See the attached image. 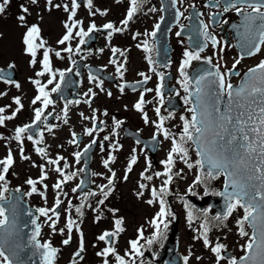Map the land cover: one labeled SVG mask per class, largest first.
Wrapping results in <instances>:
<instances>
[{
  "label": "snow or ice",
  "instance_id": "6c2138e0",
  "mask_svg": "<svg viewBox=\"0 0 264 264\" xmlns=\"http://www.w3.org/2000/svg\"><path fill=\"white\" fill-rule=\"evenodd\" d=\"M11 0H2L0 2V15H3L7 5ZM38 0H30L31 4H36ZM48 4H52V0H47ZM121 2V0H117ZM143 0H130V8L127 12L126 18L122 21L124 26L129 24L133 16L137 13L142 5ZM220 0H216L217 6ZM55 7H61V5H55ZM80 7L77 0H71V8L68 4H64L63 8L65 12L69 13V22H65L64 27L66 33L61 39L57 41L60 45H67L63 51L69 53V58L73 53H80V46L84 45L87 37L91 33L99 31L97 25L93 22L89 25L88 30L85 31L83 27V21H78L76 17V9ZM87 7L91 11L93 8L92 0H87ZM21 15L17 17L21 26H26L25 21L27 14H29V8L24 5L20 6ZM155 11V9H152ZM234 10L238 16H241L240 25H232L236 30L237 35L241 37L240 48L243 51L240 59L244 58V55H255L260 52L261 47H264V0H226L224 12ZM99 11V10H97ZM92 15H96V12H92ZM100 15H107L106 11L100 12ZM182 15V13H178ZM216 14L212 16L215 22ZM227 23V21H222ZM155 30L151 33H145L144 35L155 38L157 31L160 29V24H156ZM104 30H112V32L122 31L121 28H117L112 23H107L103 26ZM75 35L79 37V45L73 49L71 41ZM243 29V31H241ZM41 29L38 25H32L27 27V31L23 37V43L25 45L26 54L31 57L30 63L34 66L36 64V56L38 50L43 49L42 59V71L37 73V76L49 75L47 84L42 83L40 80H32L31 82L37 89V95L32 100V104H41V107L34 109V119L31 124L17 127L15 130L14 139L21 145L23 144L25 133L29 132V129L35 128L39 124L44 116L45 110L48 109L49 105H52L54 101L51 99V92L60 91V83L63 82L65 72H59L60 81L56 82L57 73L53 71L51 65L50 54H53L58 58H63L60 51H54L52 48L47 47V42L40 36ZM111 32L109 36H111ZM137 35H140L137 33ZM180 35V33H177ZM203 36L205 43L203 46H198L197 50L185 51L184 59L178 69L181 76V85L187 94L184 97V103L190 105L188 111L192 113L190 119L188 117H181L183 121L182 132L179 135V139L175 135L171 134L165 127V117L160 116V108L155 109L157 115L160 117L159 122L156 123L157 134H162L165 139H171L172 148L165 161H162L164 165V172H157V177L164 176L162 186L157 190L155 187L151 189L152 199L147 201L148 204L152 205L159 201L160 210L156 216L150 221L152 228L154 229L153 236L151 238L144 237L143 229H138V239L130 241V251L126 254L130 257V260H126L116 253V250L112 245V238L117 233L124 231L122 224L123 220L118 219L115 221V232H104L98 237L99 240L105 241L109 244L102 252L97 255L105 258L104 264H108L107 257L114 255L118 264H136L137 257H143L144 253L141 250L143 245L140 241L146 239L148 246L153 245L155 242L160 240L164 235V232L168 229V217L173 216V213L168 209L164 196L170 194L169 186L173 182V168L176 163V157L178 156L189 169L198 168L199 175L196 177L194 187L196 184H203L205 186L204 195H216L223 197L225 201V212L221 216L215 217L217 221L223 223L227 221L232 214L238 209L243 210V216L237 220L238 234L241 238L247 237V242L241 246V251L244 255L239 258L226 257L222 253L226 252V246L220 242H216L213 247L208 239L209 223L207 220V213H204L205 219L201 227L203 229L202 237L203 243L206 247H210L211 251L215 254L217 264L221 261L227 260V264H264V61H261L256 67L248 69V71L241 77V82L238 85H234L231 80L233 76H240V73L236 70V66L240 63V60H236L233 67L221 71V64L217 61L216 64L212 63V57H201V52L207 47V41H211L214 47H219L220 41L208 32V25H203ZM135 38V37H134ZM143 51L146 53L152 52V47L149 42L145 40L142 45ZM223 51V49H220ZM113 53L120 52L119 49H113ZM123 55V52H120ZM149 64H152L151 56L147 57ZM207 65L211 66V69L204 71L194 80L190 79L185 69L191 66L192 61L202 60ZM112 63L116 64V60H112ZM10 67H14L11 65ZM226 67V66H225ZM125 69L122 65L117 66V72L123 76ZM67 71H71L68 69ZM152 71H155L153 68ZM143 76V83H146L150 77L144 73H140ZM161 81L157 88V95L160 97V103L163 104L164 96L161 91L163 88V73H157ZM2 78V77H0ZM94 79V78H93ZM6 83L10 81L5 80ZM55 87L51 89V92L47 90L48 84H54ZM17 89L20 88L19 83H15ZM121 92L124 91V87H121ZM91 91V90H90ZM145 91H152L146 89ZM111 95V93H108ZM179 95V93H176ZM87 95V94H86ZM94 96L95 93H92ZM90 104V101H85ZM14 103L17 106L11 115H4L6 109L0 107V126L5 124L6 120H12L15 116L23 109V104L19 97L14 98ZM79 103V101H76ZM145 100L141 95L139 101L134 105V108L143 113ZM64 123H68L67 120V106L64 108ZM83 116V114H81ZM107 115V112H104ZM88 119V117H84ZM145 123L148 122L147 114L143 116ZM96 119L95 116L92 117ZM123 121L116 120L113 118L114 129H119ZM103 129H99L102 131ZM51 131V128H49ZM89 136L97 132L98 129L93 127L87 129ZM115 134V133H114ZM39 140H34V144L39 145L43 142V132L40 134ZM75 137V133H73ZM29 140L33 137L28 135ZM105 140L110 139L109 136L104 137ZM75 142L70 141V143ZM191 142L195 146L196 156L198 159L195 162L191 161L189 156V149L185 146ZM96 143L95 139L92 141ZM92 145H89L84 149V153H87ZM113 145V148H116ZM36 152L41 157L47 156V151L44 148L36 147ZM84 153H74L76 162L79 163L81 156ZM22 159H29L23 155V149L21 148ZM64 160V157H58L56 160H48L49 164L55 165V171L61 177L54 185L53 188L56 190L57 195L55 198L54 207L48 209L42 207L36 211L40 217H45L50 221V228L53 233L56 232V225L59 221V214L57 209L60 207L62 201L60 195L62 194V188L65 183L74 179L77 173L66 174L65 171L60 167V161ZM115 157H111L110 160L104 161V167L108 168L110 162H114ZM15 163L11 151L4 159H0V239L3 240L5 245H8V238L13 234L15 228L14 218V205H8V201L4 193L8 192L6 175L9 169ZM137 163V157L132 156L131 161L126 169V172H131L132 165ZM69 167L65 161L64 168ZM148 168H151V162H148ZM207 169V171H205ZM111 177L108 178V184L100 187L101 194L105 199L111 194L113 190L112 185L115 180V172L109 168ZM179 175V173H176ZM220 176L224 177V187L222 191H210L208 188V181L218 179ZM142 179L151 180V176H147L145 173L141 174ZM48 179L47 170L41 166V177L39 180H33L29 178L26 183L31 186V191L27 195L31 196L37 192V184H43V181ZM127 180V175L124 177ZM45 188L47 185L44 186ZM139 187L144 189L147 187L145 184H140ZM192 187L188 189L189 195H196L192 190ZM79 189H73L74 192ZM19 191V189H16ZM44 196L46 201L47 197L45 193H40ZM66 195V194H64ZM96 195V193H91ZM143 195V191L138 192L137 196ZM103 200L99 203L103 204ZM187 218L189 224L194 219L193 208L186 204ZM81 207L76 209L77 213L83 215ZM71 208V203H69ZM12 213L10 218L9 213ZM51 213V215H50ZM31 215V213H29ZM39 217H37L38 219ZM174 218V216H173ZM32 223L35 225V230L32 233L31 243L32 246L40 250L42 256V264H55V259L59 252V249L53 247L51 241L41 243L38 239L41 233V226L34 219ZM76 222L71 218L67 219V230L68 238L63 240L64 245L71 243V233ZM249 226L252 231L246 230L245 226ZM63 235V230H61ZM200 238V237H197ZM18 247V246H16ZM84 251V238L83 233L80 232V242L78 250L74 253L73 264H76L75 258H81V253ZM8 252L9 254H6ZM15 250L11 247L0 246V264H16V261L12 258L15 256ZM184 264H188V258H184Z\"/></svg>",
  "mask_w": 264,
  "mask_h": 264
},
{
  "label": "rangeland",
  "instance_id": "374dc122",
  "mask_svg": "<svg viewBox=\"0 0 264 264\" xmlns=\"http://www.w3.org/2000/svg\"><path fill=\"white\" fill-rule=\"evenodd\" d=\"M2 2V0H0ZM93 8L91 11L87 7L86 3L76 9L75 19L78 21H83V27L85 31L91 23H95L97 28L103 27L106 23H112L117 25V28L125 30L126 26L120 25V21L126 18L127 12L130 8V0H92ZM68 4L71 8V0H52V4L49 5L47 0H38L36 4H31L30 0H11L7 5L6 10L3 15H0V68L8 67L14 65L17 69L19 80L18 83L20 88L15 87V83H5L0 80V107L6 109L4 115H11L12 112L9 109L16 108L14 103V98L19 97L22 102L27 103L32 101L36 94L37 89L35 85L31 82L32 80H40L42 83L46 84L49 75L37 76V73L42 71V59H43V49L38 50L36 56V64L33 66L30 61L31 57L26 54L25 45L23 43V37L27 31V27L32 25H38L41 29L40 36L47 42L46 46L52 48L54 51H60L63 58H58L53 54H50L52 68L56 69L57 72L67 71L70 62L76 60L83 50V45L80 46V53L71 55L69 58V53L63 51L67 45H60L57 43L59 39L63 37L66 33L64 27L65 22H69V13L64 11L63 5ZM24 5L29 8V14L25 21L26 26H21L17 17L21 15L20 6ZM55 5H61V7H55ZM99 10V11H97ZM106 11L107 15H100V12ZM92 12H96V15H92ZM138 26L142 27L137 29L143 32L144 27L149 28L148 25L154 23L153 17L145 23V18H138ZM120 25V27H119ZM136 30V32H137ZM74 30L73 39L71 41V46L75 49L79 45V37L75 35ZM177 29H174L171 35V44L173 46V69H177L184 59V52L190 51L184 44L183 40L179 38L176 34ZM114 36L116 41L114 44L109 46L107 51L99 52L92 56V59H97L100 62L104 59L112 65V73L120 74L117 72V66L122 65L125 69L123 71L122 80L120 83L131 80V75L136 71H143L147 73L153 82H155V74L153 73L152 64H149L147 57L150 55L145 51L138 53L135 51L134 36H132L131 30L126 31V33ZM136 34V33H135ZM144 36V35H143ZM139 37L135 40L137 41ZM140 40L144 42V37L140 36ZM105 39L103 37L98 44V47L105 45ZM139 41V40H138ZM139 44V43H138ZM143 44V43H141ZM129 45V50L126 58L117 61L116 64L112 63L111 55L113 49H117L118 46L126 48ZM228 53L229 50L227 49ZM90 52V51H89ZM118 53V52H117ZM136 55V56H135ZM263 57V56H262ZM80 58V57H79ZM230 58V56H228ZM261 58V57H260ZM258 58L251 59L245 62L246 67H250L258 62ZM128 62V63H127ZM156 67V66H155ZM245 68V67H244ZM156 69H158L156 67ZM121 75V74H120ZM234 81V80H232ZM235 82V81H234ZM87 84L84 87L83 84ZM86 80L82 83L81 93L85 91L92 90L96 92V86L92 85ZM89 95V94H88ZM106 95V91L104 92ZM114 96V92L112 93ZM99 96V95H98ZM134 96L121 92L119 88V106L117 111L128 110L130 113L131 104L134 100ZM100 99V96H99ZM112 101L108 102L110 105ZM83 111L88 113L90 119V127L92 128L93 122H91L92 117L100 118L97 112L99 106L90 107V112L85 110L84 106H81ZM25 113H18L14 119L5 121L3 126H0V159L7 157L9 151H11L14 158V167L12 169V175L10 181L8 182V188L21 189L24 192H30L31 186L26 183V181L31 178L33 180H39L41 177V166L47 167L48 179L43 181V184H37V192L33 193L31 196L28 195L27 201L37 208L46 207L51 209L54 207L55 198L57 195L56 190L53 185L61 179L59 174L54 170L55 165L42 163L38 158L31 164L29 162H24L20 158L19 154L21 148L33 157L34 149L33 146H27L24 141L21 145L13 137L15 135V130L17 127L24 126L22 123L24 120ZM106 127V131L111 130L112 125ZM114 140L118 141L120 144L115 148V154L117 161L115 163L112 172H115L116 183L112 186L113 190L111 194L105 199L104 196L99 197L97 195H91L89 200H85L82 204L83 207L81 211L83 215L81 216L77 213L76 203L73 202L74 197L69 201L66 199V206L63 212L59 214L58 226L56 227V232L53 233L50 228L48 221L45 217H41L40 223L41 229V241L48 242L51 241L52 245L59 249L57 254L55 264H73V255L78 250L80 242V232L83 233L84 238V251L81 258L76 260V264H104L105 258L103 256L97 255V253L102 252L106 247L109 246L105 241L98 239L100 235L104 232H115V221L118 219L123 220L122 227L124 231L117 233L115 237L112 238V245L116 253L126 260H130V257L126 254L130 251V241L138 239V229H143L144 236L151 238L153 236L154 229L152 228L150 221L156 216L160 210L159 201L150 205L147 203L149 199H152L151 189L155 187L157 190L162 186L165 179L164 176L157 177L155 174L157 172H164V166L162 161H165L171 148L172 142L169 139L166 145L161 149L158 157L157 165L151 163V168H148V160L143 155L137 145L134 143L124 140L122 135L114 136ZM63 149V148H61ZM189 156L191 161L195 162L198 157L196 156L195 150L190 148ZM59 152V149H58ZM137 157V163L132 165L131 172H126V169L131 161L132 156ZM176 163L173 168V182L169 186V193L165 196L167 201L168 209L173 213V216L168 217L169 227L164 232V235L160 240L155 242L153 245L148 246L146 244V239L141 240L140 243L143 245V253H149L152 259H156L160 254L166 238L171 232V225L176 218L179 219V251L180 254L185 258H188V264H217L215 254L211 251L210 247H206L203 243L201 227L204 222L205 212H198L189 202L185 199V195L188 194V189L194 185L196 177L199 175L198 168L189 169L186 164L177 156ZM80 168V166H78ZM81 166V170H82ZM94 172L99 175V178L94 180L98 185H103L108 182L110 173L108 169L104 167V162L97 166V163L93 164ZM145 173L147 176H151V180H146L141 178V174ZM179 173V175H176ZM127 175V180L124 179ZM140 184L147 185L146 188L141 189ZM47 185L45 188L44 186ZM223 186V177L220 176L218 179L208 181V188L210 191H219ZM73 185L68 189L71 192ZM192 190L199 197L204 196L205 186L203 184H196L192 187ZM45 192L47 197L46 201L44 196L40 193ZM143 191V195L138 197L137 193ZM7 197L8 194L4 193ZM64 199V198H63ZM105 199V204L101 207L99 201ZM62 201V200H61ZM69 203H71V208H69ZM53 204V205H52ZM186 204L190 205L194 210V219L189 224L187 218ZM51 215V213H50ZM71 218L76 222L71 233V243L68 245L63 244V240L68 238V230L66 227L67 219ZM243 216V210L238 209L235 211L227 221L223 223L212 219L207 213V220L209 223L208 239L211 245L214 247L216 242H220L226 246V251L232 252L233 256L240 257L244 255L241 251V246L247 242V237L241 238L238 234L237 220ZM61 230H63V235H61ZM200 237V238H197ZM224 253V252H223ZM222 253V254H223ZM232 256V257H233ZM144 257V256H143ZM137 257L136 259H138ZM108 264H118L114 255H109L107 257ZM156 264L155 260H153ZM136 264H146L138 263ZM220 264H227V260L221 261Z\"/></svg>",
  "mask_w": 264,
  "mask_h": 264
},
{
  "label": "flooded vegetation",
  "instance_id": "af4514ba",
  "mask_svg": "<svg viewBox=\"0 0 264 264\" xmlns=\"http://www.w3.org/2000/svg\"><path fill=\"white\" fill-rule=\"evenodd\" d=\"M226 0H220L219 5L217 6L216 0H177V6L179 8L180 13V24L177 27L176 34L179 33L180 29L182 27H185L188 20L191 18L193 12L199 13V17L204 21V25H208V31L210 32L211 36L217 37L218 41H220L219 47H214L211 43V41H208V46L206 48L205 53L203 54L205 57H212V60L216 58V53L219 52V54L225 53L226 55L230 54L233 51V48L229 45H226L224 34L220 32V26L215 27L213 26L214 23H217V21H232L237 16H235L236 12L234 10H229L228 12H224L223 9L225 7ZM210 5H214L213 8L210 7ZM195 8L194 11H192ZM152 9H155L153 11ZM216 14L215 22L212 19L213 14ZM163 14L162 4L160 0H143L141 7L139 8L138 12L133 16L132 20L129 21V24L126 26L130 30H134L135 26H137V18L140 16H145L147 20L153 17L154 23L148 25L149 33L155 30V25L158 23L159 19L161 18ZM222 14V15H218ZM136 17V18H135ZM121 22V21H120ZM117 27V25H115ZM125 30L119 31L120 34H123ZM112 32V30H111ZM203 31L201 30V33ZM106 35L105 39V45L96 48V51H90L87 50L86 52H83L84 55L82 56L83 59L86 60L87 63L96 64L99 66H102V68L105 69L106 72L114 75L117 78V82L114 85H109L107 82L88 75V79L92 84H98V89L102 91V93L99 94V96L95 93V100L92 104L86 103L85 101H89L88 95L81 93L80 97L76 100L74 99H67V100H55V92L54 94L51 93V99L54 101L52 105H49L48 109L45 110L44 116L42 117V120L39 124L36 125L35 128L29 129L28 133H25L24 136V143L27 146H33V147H40L46 149V151L55 150V148L62 147L69 149L71 151L72 143H70L69 138L73 136V133H75V139H77L78 135H81L80 137V144L79 147L81 149V152L83 149H85L89 144L92 143V141L98 140L99 143L103 145L102 149L98 148L94 154H93V162L99 163L101 161L102 156L111 158L114 156V154L111 152L110 148L107 147V145L112 144V140L114 139V136L116 135V129H112L109 131H106V124L107 122H111L110 125H113V118L116 120H121L123 123L121 124L120 128L127 125L131 127L132 129L138 131L141 133V135L146 139H153L156 136L159 139L160 147L162 144L164 145L168 139H165L162 134H157V128L156 123L159 122V116L157 115L155 109L157 107L160 108V116L165 117V123L164 127L173 135L176 136L177 139H179V135L182 132L183 128V121L181 117H185L186 114V104L184 103V97L187 95L180 83L181 76L179 74L178 69L172 70L171 64L166 67L162 68L161 66L155 64V66L158 69H155L153 73L155 74L156 80L155 82L152 81L150 78L144 85L141 84L143 82V76L140 75V73H144L148 75L145 72L136 71L134 74L131 75V80L125 81L120 83V80H122V77L120 74L112 73V65H109L107 61L104 59V61L100 62L97 59H92L91 57L95 54H98L101 52H106L109 46L114 44L116 41V38H113V34L109 36V33L104 34ZM116 37L118 36V33H115ZM179 37V35H177ZM102 37V36H101ZM189 36L185 37H179L183 40L184 44L186 45L187 38ZM100 39H98V43H100ZM149 45L152 47V52L150 53V56H155L156 53V41L153 38L148 37ZM99 48V49H98ZM223 49L221 51L220 49ZM129 49V45H127L126 49L119 48L120 52H123V55L117 53V60L124 59L127 56ZM227 49L230 53H228ZM81 56V55H80ZM242 61L241 59H239ZM157 73H163L164 80H163V88L161 89L164 101L161 105L160 103V97L157 95V88L160 85L161 81L159 79V76ZM171 74V77L169 78L167 75ZM58 77V76H57ZM94 78V79H93ZM170 79V80H169ZM169 81V82H168ZM126 82H134L136 83V86L138 87L137 91L129 92L124 91L127 94L133 95L135 98L131 104V109L129 110L130 113L128 114V110L125 111H117L119 106V88L124 87V83ZM82 83V82H81ZM146 89H151L152 91H145ZM106 91V95H104L103 92ZM111 93L109 95L108 93ZM114 92V96L112 93ZM176 93H179L177 95ZM141 95H143L145 104H144V110L143 113L137 111L134 108V105L139 101ZM93 96V95H92ZM170 98H174L175 105H183V109L179 111H175L173 109H169L167 102ZM76 101H79V103H76ZM112 101V103L109 105L108 102ZM22 102V100H21ZM23 109L19 113H25L24 114V120L23 124L28 125L33 122L34 119V109L41 107V104L37 103L35 105L32 104V101L24 103ZM99 106V113L101 116V121L104 120V124H102V128H104L101 135H98L97 132H94L93 135L89 136L87 134L88 129V123H89V116L88 113L83 111L81 106H84L85 110L90 112V106ZM67 106V120L68 123H64V108ZM17 107V106H16ZM16 108L9 109L12 113L14 112ZM107 112V115H104V112ZM144 113L147 114L148 122L145 123V120L143 118ZM83 114V116L81 115ZM84 117H88V119H85ZM8 121V120H6ZM49 128H51V131H49ZM77 130V131H76ZM43 132V142L39 145L34 144V140L40 139V133ZM115 133V134H114ZM28 135H31L33 137L32 140H29L27 137ZM109 136L110 139L105 140L104 137ZM139 148H143L141 145H137ZM71 156V152H70ZM72 157V156H71ZM115 157V156H114ZM29 160H33V157ZM64 163V161H60V166ZM113 164L110 163V166ZM96 177L99 178V175L95 173ZM94 176V173H93ZM78 177L75 176L72 181H75ZM69 185V181L67 182V186ZM88 194H84L83 196L78 197L75 199V203L79 202L80 204L83 203V201L86 199Z\"/></svg>",
  "mask_w": 264,
  "mask_h": 264
},
{
  "label": "water",
  "instance_id": "95a60500",
  "mask_svg": "<svg viewBox=\"0 0 264 264\" xmlns=\"http://www.w3.org/2000/svg\"><path fill=\"white\" fill-rule=\"evenodd\" d=\"M80 2V1H79ZM176 22V21H175ZM240 22H235L233 25H240ZM232 31V38L235 40V46L240 50L243 54L242 49L240 48L241 37L237 35L236 30L232 27H229ZM228 37V36H227ZM228 39V38H227ZM229 41V39H228ZM190 46H194L192 43H189ZM202 45V43H200ZM199 46V44H198ZM198 48V47H193ZM248 56V55H244ZM211 69L210 65H207L203 62V60L193 61L191 66L189 67V76L190 79L194 80L201 73L206 70ZM91 72H95L94 69H90ZM12 70H1L0 76H6V74H10ZM241 82V81H240ZM207 171V169H205ZM86 186H91L90 177L87 175ZM223 190V189H222ZM11 196L8 201L9 205H14V218H15V228L13 234L8 238V245H5L3 240L0 239V246L3 247H11L14 248L16 255L12 258L16 261V264H42V256L40 250L35 249L31 243L32 233L35 230V225L32 223L34 219L39 221L37 217H39L36 209L31 208L24 200V193L19 191L16 193L15 191H10ZM190 201L193 202L197 207L203 209L205 204L209 201L210 204V213L212 215L221 216L225 212V201L223 197L220 196H206L201 202H199L194 197H188ZM31 213V215H29ZM10 218L12 217V213H9ZM40 225V224H39ZM178 236L177 226L174 225L173 233L170 238L167 240L162 255L159 257V262L163 259H166L165 264H183V258L176 253L178 248V243L174 242V239ZM39 239V237H38ZM40 241V240H39ZM41 242V241H40ZM42 243V242H41ZM18 246V247H16ZM171 248V253H167L166 250ZM6 254H9L6 252ZM227 256L230 257V253H227Z\"/></svg>",
  "mask_w": 264,
  "mask_h": 264
}]
</instances>
